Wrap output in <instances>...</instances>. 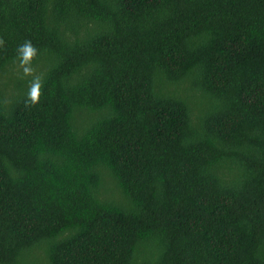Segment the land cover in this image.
I'll use <instances>...</instances> for the list:
<instances>
[{
  "label": "trees",
  "instance_id": "trees-1",
  "mask_svg": "<svg viewBox=\"0 0 264 264\" xmlns=\"http://www.w3.org/2000/svg\"><path fill=\"white\" fill-rule=\"evenodd\" d=\"M0 264H264V0H0Z\"/></svg>",
  "mask_w": 264,
  "mask_h": 264
},
{
  "label": "clouds",
  "instance_id": "clouds-1",
  "mask_svg": "<svg viewBox=\"0 0 264 264\" xmlns=\"http://www.w3.org/2000/svg\"><path fill=\"white\" fill-rule=\"evenodd\" d=\"M28 47L31 49L30 43L28 44ZM34 51V50H33ZM30 99L33 104H37L40 99V93H39V85L35 86L33 90L30 93Z\"/></svg>",
  "mask_w": 264,
  "mask_h": 264
}]
</instances>
